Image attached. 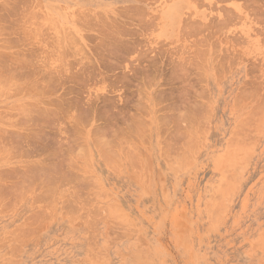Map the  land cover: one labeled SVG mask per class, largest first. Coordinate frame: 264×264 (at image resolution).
<instances>
[{
	"label": "rangeland",
	"instance_id": "obj_1",
	"mask_svg": "<svg viewBox=\"0 0 264 264\" xmlns=\"http://www.w3.org/2000/svg\"><path fill=\"white\" fill-rule=\"evenodd\" d=\"M0 119V264H264V0H0Z\"/></svg>",
	"mask_w": 264,
	"mask_h": 264
},
{
	"label": "bare ground",
	"instance_id": "obj_2",
	"mask_svg": "<svg viewBox=\"0 0 264 264\" xmlns=\"http://www.w3.org/2000/svg\"><path fill=\"white\" fill-rule=\"evenodd\" d=\"M25 2H26V1H25ZM254 3H255V2H254ZM259 5H260V4H259ZM27 6H28V5H27ZM254 6H255V4H254ZM29 7H30V5H29ZM257 8H259V6H257ZM262 8H263V7H262ZM27 9H28V8H27ZM15 11H16V10H15ZM32 11H33V10H32ZM143 11H144V10H143ZM19 12H20V10H19ZM26 12H27V11H26ZM141 13H142V12H141ZM26 15H27V13H26ZM30 15H31V14H30ZM142 15H143V14H142ZM20 16H21V15H20ZM28 16H29V15H28ZM32 16H33V15H32ZM26 17H27V16H26ZM143 17H144V16H143ZM143 17H142V19H143ZM31 18H33V17H31ZM144 19H145V18H144ZM21 20H23V19L21 18ZM26 21L28 22V20H26ZM19 22H22V21H19ZM24 22H25V21H24ZM27 22H26V23H27ZM29 22H30V21H29ZM149 23H150V22H149ZM145 24H146V23H145ZM147 24H148V23H147ZM118 25H119V24H118ZM15 34H16V33H15ZM120 34H121V33H120ZM131 35H132V34H131ZM136 35H138V34L136 33ZM136 37H137V36H136ZM125 42H126V40H125ZM129 42H130V41H129ZM131 43H132V42H131ZM127 46H128V45H127ZM133 46H134V45H133ZM131 47H132V46H131ZM202 54H203V53H202ZM121 59H122V58H121ZM14 77H15V76H14ZM17 78H18V77H17ZM60 78H61V77H60ZM14 79H15V78H14ZM53 83H54V82H53ZM49 85H50V84H49ZM44 93H45V91H44ZM61 99H62V98H61ZM243 99H244V97H243ZM243 99H242V100H243ZM63 100H64V99H63ZM54 101H55V100H54ZM240 101H241V100H240ZM59 102H60V101H59ZM72 103H73V102H72ZM54 104H55V103H54ZM58 104H59V103H58ZM20 105H21V104H20ZM61 105H62V104H61ZM31 106H32V105H31ZM33 106H34V105H33ZM56 106H57V105H56ZM59 106H60V105H59ZM59 106H58V107H59ZM17 107H18V106H17ZM25 107H26V106H25ZM27 108H28V107H27ZM60 108H61V107H60ZM14 109H15V108H14ZM21 109H22V108H21ZM15 110H16V109H15ZM68 110H70V109H68ZM253 110H255V109H253ZM21 111H22V110H21ZM65 111H66V110H65ZM80 111H82V110H80ZM41 112H42V111H41ZM54 112H55V110H54ZM78 112H79V111H78ZM4 113H5V112H4ZM8 113H9L8 115H11V114H10L11 112L8 111ZM12 114H13V113H12ZM21 114H22V113H21ZM25 114H26V113H25ZM38 114H40V113H38ZM38 114H37V115H38ZM43 114H44V113H43ZM59 114H60V113H59ZM80 114H81V113H80ZM84 114H85V113H84ZM3 115H4V114H2L1 116H3ZM22 115H23V114H22ZM56 115H57V113H56ZM65 115H66V113H65ZM78 115H79V113H78ZM25 116H26V115H25ZM29 116H30V115H28V117H29ZM40 116H41V115H40ZM60 116H61V115H60ZM68 116H69V115H68ZM71 116H72V115H71ZM55 117H56V116H55ZM76 117H77V116H76ZM84 117H85V116H84ZM186 117H187V116H186ZM60 118H61V117H60ZM196 118H197V117H196ZM21 119H22V118H21ZM56 119H57V118H56ZM0 120H2V119H0ZM28 120H29V119H28ZM7 121H8V120H7ZM26 121H27V120H26ZM73 121H74V119H73ZM17 123H18V122H17ZM22 123H23V122H22ZM76 123H77V122H76ZM6 124H7V123H6ZM23 124H24V123H23ZM25 124H26V123H25ZM31 124H32V123H31ZM31 124H30V125H31ZM13 125H14V123H13ZM16 125H17V124H16ZM20 125H21V124H20ZM72 125H73V124H72ZM72 127H73V126H72ZM75 127H77V126H75ZM75 127H74V128H75ZM2 128H4V127H2ZM7 128H8V127H7ZM8 130L11 131L10 129H8ZM12 130H13V129H12ZM32 130H33V129H32ZM59 130H60V129H59ZM98 130H99V129H98ZM13 131H14V130H13ZM36 131H37V130H36ZM72 131H73V130H72ZM0 132H1V131H0ZM2 132H3V131H2ZM5 132L7 133V131H5ZM14 132H15V131H14ZM30 132H31V131H30ZM30 132H29V133H30ZM98 132H99V131H98ZM101 132H102V131H101ZM10 133H11V132H10ZM17 133H18V132H17ZM99 133H100V132H99ZM11 134H16V133H11ZM30 134H31V133H30ZM96 134H97V133H96ZM96 134H95V135H96ZM2 135H3V134H2ZM4 135H5V133H4ZM4 135H3V137H4ZM31 135H33V134H31ZM13 136H14V135H13ZM18 136H19V135H18ZM34 136H35V134H34ZM97 136H99V135H97ZM3 137H2V138H3ZM21 137H22V136H21ZM29 138H30V136H29ZM5 140H6V139H5ZM105 142H106V141H105ZM102 144H103V143H102ZM7 145H8V144H7ZM105 145H106V144H105ZM105 145H104V146H105ZM4 146L6 147V144H5ZM12 146H14V145H12ZM29 146H30V145H29ZM100 146H101V145H100ZM101 147H102V146H101ZM105 147H106V146H105ZM9 148H10V147H9ZM9 148H8V149H9ZM11 148H12V147H11ZM40 148H41V147H40ZM44 148H45V146H44ZM41 149H42V148H41ZM2 150H3V149H2ZM11 150H13V149H11ZM19 150H20V149H19ZM43 150H44V149H43ZM54 150H55V149H54ZM15 151H16V150H15ZM15 151H14V152H15ZM17 151H18V150H17ZM104 151H106V149H105ZM3 152H4V151H3ZM52 152H53V151H52ZM109 152H110V151H109ZM2 154H4V153H2ZM8 154H9V153H8ZM128 154H129V153H128ZM14 156H15V155H14ZM17 156H18V155H17ZM21 156H22V155H21ZM105 156H106V155H105ZM12 157H13V156H12ZM103 157H104V156H103ZM3 158H4V157H3ZM110 158H111V157H110ZM110 161H111V160H110ZM116 163H117V161H116ZM116 163H115V165H116ZM113 165H114V163H113ZM14 169H15V168H14ZM12 170H13V169H12ZM0 171H1V170H0ZM2 171H3V170H2ZM5 171H7V170H5ZM14 171H15V170H14ZM7 172H8V171H7ZM10 172H11V171H10ZM13 173H14V172H13ZM15 173H16V171H15ZM7 174H8V173H7ZM0 175H2V174H0ZM12 175H14V174H12ZM6 177H7V175H6ZM4 178H5V177H4ZM16 178H17V177H16ZM53 178H54V177H53ZM2 179H3V177H2ZM55 180H56V179H55ZM50 184H51V183H50ZM18 185H19V184H18ZM32 186H33V185H32ZM32 186H31V187H32ZM46 186H47V185H46ZM7 187H8V186H7ZM57 187H58V186H57ZM5 188H6V187H5ZM50 188H51V185H50ZM58 188H59V187H58ZM1 190H2V188H1ZM14 190H15V187H14ZM75 190H76V189H75ZM54 191H55V187H54ZM70 191L72 192V190H70ZM70 191H69V192H70ZM73 191H74V190H73ZM0 192H2V191H0ZM3 192H4V190H3ZM3 192H2V193H3ZM76 192H77V191H76ZM6 193H7V192H6ZM48 193L50 194V192H48ZM60 193H61V192H60ZM62 193H63V192H62ZM14 194H15V193H14ZM51 194H52V193H51ZM74 194L76 195V193H74ZM7 195H8V194H7ZM55 195H56V194H55ZM71 195H72V194H71ZM50 196H51V195H50ZM73 196H74V195H73ZM73 196H72V197H73ZM54 197H56V196H54ZM63 197H64V196H63ZM70 197H71V196H70ZM76 197H78V196L76 195ZM76 197H75V198H76ZM51 198H52V197H51ZM67 198H68V197H67ZM75 198H73V199H74L75 202H77L76 200H77L78 198H76V199H75ZM54 199H55V198H54ZM69 199H70V198H69ZM49 200H50V199H49ZM51 200H53V199H51ZM51 200H50V201H51ZM79 200H80V199H79ZM64 201H65V200H64ZM74 201H73V202H74ZM68 202H70V201H68ZM78 204H80V202H79ZM82 204H83V203H82ZM82 204H81V205H82ZM84 204H85V203H84ZM49 205H50V204H49ZM54 205H55V204H54ZM69 205H70V204H69ZM51 206H52V205H51ZM55 206H56V205H55ZM52 208H54V207H52ZM67 208H68V206H67ZM71 208H72V207H71ZM74 209H75V208H74ZM86 211H87V210H86ZM92 212H93V211H92ZM88 213H89V212H88ZM93 213H94V212H93ZM93 213H92V214H93ZM86 215H87V213H86ZM91 216H92V215H91ZM86 217H87V216H86ZM92 217H93V216H92Z\"/></svg>",
	"mask_w": 264,
	"mask_h": 264
}]
</instances>
